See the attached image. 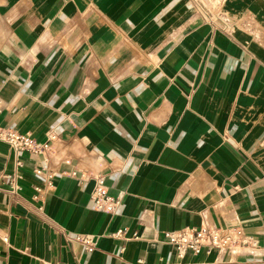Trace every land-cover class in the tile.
Masks as SVG:
<instances>
[{
	"label": "crops",
	"instance_id": "obj_1",
	"mask_svg": "<svg viewBox=\"0 0 264 264\" xmlns=\"http://www.w3.org/2000/svg\"><path fill=\"white\" fill-rule=\"evenodd\" d=\"M0 128L57 136L0 141V264H264V0H0ZM203 226L259 248L180 260Z\"/></svg>",
	"mask_w": 264,
	"mask_h": 264
},
{
	"label": "built area",
	"instance_id": "obj_2",
	"mask_svg": "<svg viewBox=\"0 0 264 264\" xmlns=\"http://www.w3.org/2000/svg\"><path fill=\"white\" fill-rule=\"evenodd\" d=\"M57 136L54 132H50L47 140L44 143H39L29 135L20 132L0 128V141L8 144L16 154L23 152L29 153L34 157H42L45 162H48L52 152L53 143ZM17 168H22L21 161H17ZM34 173L37 175L44 174L46 182V190L54 188V175L48 172H43L40 168H35ZM71 173V176H75ZM85 178V177H83ZM88 177H86L87 179ZM19 186H15L12 194L18 195L21 192ZM39 194H43L42 189H36ZM36 199L38 197H35ZM91 199L94 203L95 210L104 214L116 215L121 207L120 200L111 197L106 190L105 179L103 177L95 178V187L91 194ZM42 210V208L40 209ZM124 231H118L115 236L121 237ZM168 241L174 247L177 257L183 260L187 254L191 253L194 256L201 254H211L212 252L221 253H239L243 250L254 252L259 248L256 239L248 235L242 228H210L203 226L200 228H185L177 232L167 234ZM0 241L8 243L7 236H0ZM75 241L82 244L86 251L92 253L97 249L98 240L92 235H78ZM40 264H52L47 261L40 260Z\"/></svg>",
	"mask_w": 264,
	"mask_h": 264
}]
</instances>
